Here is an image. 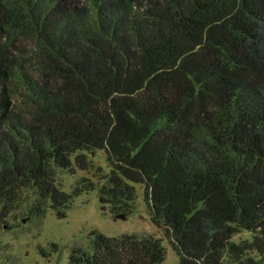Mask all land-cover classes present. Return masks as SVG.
Returning a JSON list of instances; mask_svg holds the SVG:
<instances>
[{"label": "trees", "instance_id": "trees-1", "mask_svg": "<svg viewBox=\"0 0 264 264\" xmlns=\"http://www.w3.org/2000/svg\"><path fill=\"white\" fill-rule=\"evenodd\" d=\"M92 149L106 181L59 189ZM133 183L177 264H264V0H0V214L22 188L126 215ZM88 235L67 264H164L160 238Z\"/></svg>", "mask_w": 264, "mask_h": 264}, {"label": "rangeland", "instance_id": "rangeland-1", "mask_svg": "<svg viewBox=\"0 0 264 264\" xmlns=\"http://www.w3.org/2000/svg\"><path fill=\"white\" fill-rule=\"evenodd\" d=\"M85 160V168L54 169V184L65 192H71L81 177H87L97 185L106 181L110 165L102 149L76 151ZM134 198L131 210L123 217L109 210L106 203L100 205L95 189L82 191L66 201L64 216H57L50 207L34 212L37 196L32 189H19L14 199L0 214V264H67L71 245L89 248L91 229L109 236L134 233L160 238L165 249L163 263L177 264L178 257L163 229L150 219L148 205L143 199V186L133 183ZM44 201L43 206H46ZM233 241H249L251 233L239 229L231 236ZM250 253L256 255L254 250ZM227 259V256L224 257Z\"/></svg>", "mask_w": 264, "mask_h": 264}, {"label": "water", "instance_id": "water-1", "mask_svg": "<svg viewBox=\"0 0 264 264\" xmlns=\"http://www.w3.org/2000/svg\"><path fill=\"white\" fill-rule=\"evenodd\" d=\"M118 216L123 217V214H118Z\"/></svg>", "mask_w": 264, "mask_h": 264}]
</instances>
